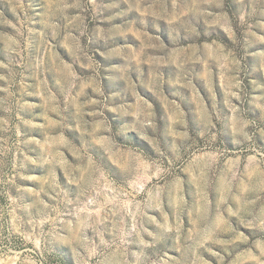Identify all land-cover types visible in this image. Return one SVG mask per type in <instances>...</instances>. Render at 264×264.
Wrapping results in <instances>:
<instances>
[{"label":"rangeland","instance_id":"obj_1","mask_svg":"<svg viewBox=\"0 0 264 264\" xmlns=\"http://www.w3.org/2000/svg\"><path fill=\"white\" fill-rule=\"evenodd\" d=\"M0 264H264V0H0Z\"/></svg>","mask_w":264,"mask_h":264}]
</instances>
